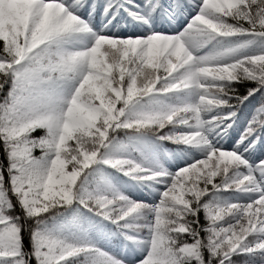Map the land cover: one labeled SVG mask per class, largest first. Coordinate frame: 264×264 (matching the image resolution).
<instances>
[{
	"label": "snow or ice",
	"instance_id": "snow-or-ice-1",
	"mask_svg": "<svg viewBox=\"0 0 264 264\" xmlns=\"http://www.w3.org/2000/svg\"><path fill=\"white\" fill-rule=\"evenodd\" d=\"M0 264H264V0H0Z\"/></svg>",
	"mask_w": 264,
	"mask_h": 264
}]
</instances>
